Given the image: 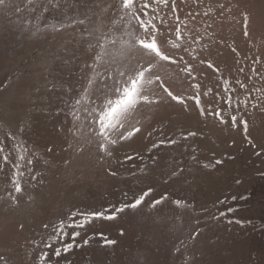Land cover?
Instances as JSON below:
<instances>
[{
    "label": "rangeland",
    "instance_id": "rangeland-1",
    "mask_svg": "<svg viewBox=\"0 0 264 264\" xmlns=\"http://www.w3.org/2000/svg\"><path fill=\"white\" fill-rule=\"evenodd\" d=\"M137 15L156 25L175 64L139 47L148 34ZM102 43L107 55L97 61ZM149 62V75L185 103L145 82L159 102L138 105L120 129L138 133L120 140L112 130L116 143L107 144L99 109L115 98L121 71ZM196 95L200 108L187 99ZM0 147L9 155L0 168V264H264V0H135L129 9L123 0H0ZM148 188L138 209L94 220L72 239V213L131 203ZM62 222L65 237L54 231ZM100 233L116 243L101 247Z\"/></svg>",
    "mask_w": 264,
    "mask_h": 264
},
{
    "label": "snow or ice",
    "instance_id": "snow-or-ice-1",
    "mask_svg": "<svg viewBox=\"0 0 264 264\" xmlns=\"http://www.w3.org/2000/svg\"><path fill=\"white\" fill-rule=\"evenodd\" d=\"M135 0H123V8L129 9L130 6L134 4ZM156 3H165L167 4V0H155ZM149 4L145 2L142 6L143 9H149ZM47 10V9H45ZM144 15L147 16L148 12L144 11ZM137 21L139 22L140 27L144 30L146 34H148L147 38H142L137 41L139 47L143 50H146L148 54L152 56L153 59H157L159 61H169L173 64L176 63L175 60H172L170 56L165 55L159 45L156 41L155 33L158 31L156 28V25L152 23L151 20H143L140 18V16H136ZM79 23L83 24L84 21L81 20ZM68 26V25H65ZM46 28L49 26L46 25ZM51 27H55L52 25ZM149 28L152 29L151 32H149ZM59 30L58 28L56 29ZM35 35V33H33ZM176 39L180 40L182 39L180 35V29L177 27L176 29ZM112 43L115 44L116 41H106L105 43ZM105 43H102L99 45L100 47V55L97 56V61H100L103 59L107 53L105 52ZM121 55H124L127 52V42L122 43L121 47ZM183 59V57H181ZM93 70H95V65L92 66ZM209 67H212L211 64H209ZM191 66H189L187 69H184L185 71H190ZM153 65L151 62L148 63L147 66L139 65L138 67H135L130 73H126L121 71L119 73V76L121 80L118 82V84L114 87V99H108L107 102L99 109L97 113V117L95 119V123L98 125L99 135L103 138L104 141L107 142V144H115L116 140L111 139L109 136V132L112 130H115L119 133V139L120 140H126L133 137L136 133L140 131V128L133 127L130 130H126L123 132H120L121 128H124L125 122L128 120L129 116L134 113L137 109V106L141 103L151 104V103H158L159 101L151 100L149 99L148 95L144 94V83H155L159 81L158 87L163 90L164 93L167 94L168 97H171L173 101H177L178 103L184 104L185 100L181 97H178L176 95H173V93L169 90L168 87L165 86L164 82L161 80L159 75H149L152 73ZM194 78V77H193ZM239 83V82H238ZM92 80H89V86H91ZM193 87L198 88L199 85H194ZM243 87V85H241ZM229 90L225 88V92L227 93ZM87 94V92H86ZM187 99L194 100L196 106L200 108V97L199 95L188 97ZM81 103L80 100L76 101V104L79 105ZM225 103L229 104L231 107L232 105V98L231 95L228 96V99L225 101ZM243 103V102H242ZM93 111H96V109H93ZM201 115H203V109L201 108ZM217 117H219L220 113L217 111L215 113ZM223 122V121H222ZM232 123L233 126L236 124V116H232ZM241 123L245 126V131L247 130V122L241 120ZM190 136H194L195 133H189ZM164 141H161L159 144H154L152 147L157 148L160 147L161 144H164ZM171 144L176 143V141H170ZM100 150L105 151L106 150V144L102 143L100 144ZM50 151V149H49ZM0 154L3 155V161L0 162V168L3 167L4 164H6L9 161V155L6 154V150L4 147H0ZM127 159H132V157H128ZM20 161L25 160V156L21 155L19 157ZM28 164H31L32 161L29 159L27 161ZM217 163H220V161H217ZM21 165L17 163L15 165V173L17 177H22L23 172L20 171ZM12 184L14 185V191L16 194H19L22 192V185L20 183L19 178H13ZM153 192L152 188H148L147 191H144L142 194L136 196L133 202L131 203H124L120 206H112L108 208H103L98 211H89V212H75L72 213V217L70 218V222L67 223V227L71 228L73 230L72 232V239L75 240L76 237H79L81 233L79 231H75V229H84L86 225L92 224L94 220H102V221H113L117 219L118 214L125 212V210H136L141 206L145 199L148 198L151 193ZM167 194L162 196L160 199H156L152 201L151 207L155 208L157 205L162 204L165 200H167ZM175 205L177 207L182 206V202L177 200L174 201ZM75 217H80L79 220H76ZM54 231L57 233V235L61 237H65L68 235V233L65 231V222H62L59 224V226L54 229ZM100 239L103 241L101 244V247H111L116 242L114 240L107 239L106 236H104L103 233H100ZM88 241L85 240L84 244L87 245ZM48 247H51V245H47ZM74 247L73 244H65L63 249L57 247L55 249V256L59 257L63 252H68ZM3 257H0V260H3ZM44 260H47V253H44L43 256ZM6 264V262H5Z\"/></svg>",
    "mask_w": 264,
    "mask_h": 264
}]
</instances>
